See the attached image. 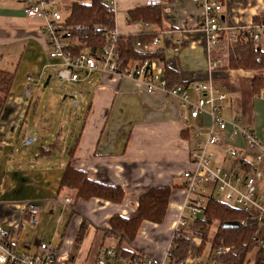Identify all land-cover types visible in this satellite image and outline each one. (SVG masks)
Segmentation results:
<instances>
[{"label":"crops","instance_id":"1","mask_svg":"<svg viewBox=\"0 0 264 264\" xmlns=\"http://www.w3.org/2000/svg\"><path fill=\"white\" fill-rule=\"evenodd\" d=\"M222 4L224 7L221 18L227 27L250 24L254 22L256 15L264 13V0H225ZM117 5L115 24L122 36L155 33L156 37L161 38V42L153 47L162 49L165 53L163 60L153 61L157 71L164 73L166 67L174 68L186 83L207 81L210 78L207 39L199 26L200 7L193 0H163L160 6L163 9L161 24L129 19V11L145 6V0H117ZM41 24L40 20L27 17L22 0L0 1V70L17 71L12 94L0 118L2 145H19L34 101L29 99L26 90L29 91L31 80L41 84L49 72L46 65L52 59L47 54V42L41 31ZM213 56H217L216 50ZM255 74L257 72L252 70L217 68L212 77L220 90L227 94L222 107L224 118L231 123L236 121L250 125L255 132L261 134L264 129V97H255L251 90ZM86 81L88 84L81 85L80 94L85 97L87 112L80 132L74 137L75 144L65 148L66 161H63L54 175L47 173L48 168L43 169V173L39 174L41 179H51V183L35 180V187L28 191L29 194L22 193L21 188L11 191L13 193L7 192L3 185L1 189L4 188V191L2 190L0 197L4 192L5 196L22 193V197L18 200H14V197L0 198V224L8 241L13 243L17 251L23 254L38 252V240L25 244L17 239L13 240L11 229L1 223L3 216L11 214L9 209H3L2 204L34 201L39 207L38 214L35 218L27 217L25 207L24 216L32 224L41 222L46 227L41 239L50 235L47 230L53 225V235L48 242L55 245L57 255L73 261L76 255L70 254V251L76 243L74 238L80 224L86 220L89 225L86 235L91 228L95 229L96 235L104 234L94 249V261L99 247L108 245L106 233L110 229L109 222L113 215L135 212L139 197L151 187L174 186L164 223L145 221L137 239L126 242L135 252H144L162 259L187 195L183 173L192 167L189 162L191 130L187 126H199L202 121L189 119L187 123L182 118L183 111L176 97H171L161 89L149 91L146 85L133 78L95 72L79 82ZM200 128L203 132L206 131L205 127ZM185 130H189V138L182 136ZM54 142L55 140L47 145ZM57 144L53 153L57 148L61 149L60 141ZM75 145L72 165L83 169L91 178L100 182L122 186L126 197L121 204L99 198L85 201L78 199L77 189L60 187V180L71 159L69 149ZM226 145L239 148L240 159L248 164L247 173L262 176L258 190L264 193V159L259 161L256 159V152L246 150L241 137L223 140L222 145L212 149L217 154L216 163L226 168H239L226 156ZM65 196L74 199L66 219L62 212ZM59 230L60 235L57 234ZM193 241L195 244H191L188 261L194 264L207 262V256H197L201 238L195 236Z\"/></svg>","mask_w":264,"mask_h":264},{"label":"built area","instance_id":"2","mask_svg":"<svg viewBox=\"0 0 264 264\" xmlns=\"http://www.w3.org/2000/svg\"><path fill=\"white\" fill-rule=\"evenodd\" d=\"M76 1L90 3L93 0H22L27 17L42 22L40 28L46 37L47 54L52 59V62L46 66L55 70L53 75L56 79L61 82H79L95 72L133 78L146 85L149 91L161 89L171 97H176L179 107L183 111L182 118L187 123L189 119L202 121L199 126L192 124L187 126V129L191 130L189 162L192 167L183 173L184 189L187 195L182 206L183 211L171 234L165 256L162 259H156L139 251L134 255H123L119 253L116 245L109 244L99 247L92 264H175L171 260L175 241L180 237L183 227L188 225V221L183 217V212L188 209L191 217L202 214L208 198L212 195L259 218L264 226V193H260L258 190V183L262 176L256 173H247L239 168H226L216 163L217 154L212 149L222 145L223 140L241 137L246 150L256 152L257 160L264 159V129L261 134H258L250 125L236 121L231 123L225 119L222 107L227 100V94L220 90L212 77L220 64V59L213 56L216 46L221 40L220 32L226 31L234 39L251 38L257 43L264 39V20L239 27H227L221 18L224 7L222 2L219 0H193L200 7L199 26L207 39L210 78L207 81L188 82V84L170 87L165 79V72L155 69L154 60H134L126 67L120 65L117 52L121 34L116 26L113 29L104 26L99 28V31L108 39L100 52L92 53L88 48L76 51L75 44L78 41L72 36L70 27L66 24L70 14L64 15V11L70 12L72 3ZM103 2L107 5L109 12L117 13V0H103ZM162 3L163 0H145L146 6L153 8L161 6ZM159 42H161V38L156 37L144 47L153 48ZM137 46L142 47L141 42H138ZM26 94L29 95L28 90H26ZM200 127H205L206 131L203 132ZM224 148L226 156L232 162L240 159L239 148L234 145H226ZM64 201L62 212L65 218L74 199L65 196ZM24 204L26 216L35 218L39 212L38 204L32 200H26ZM60 232L59 230L57 234L60 235ZM262 232L264 236V227ZM38 242V252L20 253L13 243L8 241L0 224V264H74L71 258H61L57 255L53 243L45 239H40ZM229 250L230 248L223 247L216 250L214 254L220 256ZM181 264L194 263L186 259ZM201 264L220 263L213 258Z\"/></svg>","mask_w":264,"mask_h":264},{"label":"trees","instance_id":"3","mask_svg":"<svg viewBox=\"0 0 264 264\" xmlns=\"http://www.w3.org/2000/svg\"><path fill=\"white\" fill-rule=\"evenodd\" d=\"M225 3V0H219ZM70 16L66 24L70 27L71 34L78 41L75 44L76 51L88 48L92 53H98L106 45L108 39L99 31L101 26L113 29L115 14L109 12L103 0L92 2H73L70 9ZM163 9L160 6L153 8L141 6L129 11L131 21H144L150 24H161ZM254 22L264 20V13L256 15ZM221 40L216 46V57L220 59L219 69H242L256 71L251 82V90L255 97H264V39L254 42L250 39H234L226 31H221ZM118 41V61L121 66L126 67L133 60H163L165 53L162 49L146 48L150 44L155 33H143L142 35H120ZM141 42L142 47L137 43ZM17 71L0 70V118L13 91V83ZM165 79L170 87L178 84H188L177 70L166 67ZM189 130L182 132V136L189 138ZM57 140L53 144L42 145L40 156L48 157L57 147ZM75 145L69 149L71 155L63 176L60 180V187L68 186L78 190V199L91 201L99 198L103 201H110L121 204L124 201L125 189L122 186L105 184L91 178L83 169L75 168L72 165ZM234 166L248 170V164L241 159L234 161ZM174 186L151 187L139 197L136 211L129 215L115 214L110 218V229L106 233L119 240L116 245L119 253L123 255H134L135 252L124 241H135L143 222L163 224L168 213V206L172 198ZM72 212L74 210L72 208ZM183 217L188 225L183 227L180 237L176 239L171 260L175 264H181L188 258L191 244L195 236L201 238L198 246L197 256L201 257L208 249L207 260L217 259L220 264H264V236L263 222L252 215L247 214L238 206L210 196L207 200L204 212L191 217L189 210L183 212ZM215 230L211 233V228ZM89 228L88 222L83 220L75 235V242L80 244ZM228 247L230 250L223 255L217 256L214 252L220 248ZM254 253L253 262L250 255Z\"/></svg>","mask_w":264,"mask_h":264},{"label":"rangeland","instance_id":"4","mask_svg":"<svg viewBox=\"0 0 264 264\" xmlns=\"http://www.w3.org/2000/svg\"><path fill=\"white\" fill-rule=\"evenodd\" d=\"M67 14L70 12L64 11V15ZM48 70V74L55 72L52 68H48ZM45 80L41 84H36L35 80H31L29 83V99H34V101L26 118L25 129L19 145L15 147L0 144V194L2 190L4 191V188L1 189L4 186H6L7 192L21 188L22 193L29 194L28 191L35 187L34 184L37 182L35 180L41 182L44 180L39 174H42L46 168L49 170L48 174L53 173L52 175H54L56 170H59L63 165V161H66L65 148L75 144L74 137H77L82 128L87 107L84 106L85 97L80 94V90L81 85L88 84V81L61 82L53 75L48 85L45 86ZM72 135L75 136L72 137ZM56 139L60 141L61 149L57 148L55 153L48 157L38 156L42 145L52 143ZM47 181L51 183V179ZM47 181L45 182L48 183ZM22 193L21 195L8 194L5 196L4 192L0 198L5 196L6 199L14 197V200H18L22 197ZM21 202L1 205L3 209H9L11 212L8 216L2 217L1 223L11 229L13 240L17 239L22 244L40 240L46 227L41 222L32 224L31 220L24 216L25 204ZM52 226L47 230L50 235L44 237L47 241L53 235L54 228ZM214 230L215 226L211 228L210 232L212 233ZM94 231L95 229L91 228L82 244L75 243L73 245L70 254L76 255L73 260L74 264H86V262L92 264L94 249L100 242V237L104 235H96ZM106 239L108 245L119 243V240L111 235ZM193 243L195 244V241ZM207 254L208 249L203 256L206 257ZM253 257L254 253L250 255L251 262H253Z\"/></svg>","mask_w":264,"mask_h":264},{"label":"water","instance_id":"5","mask_svg":"<svg viewBox=\"0 0 264 264\" xmlns=\"http://www.w3.org/2000/svg\"><path fill=\"white\" fill-rule=\"evenodd\" d=\"M222 19H223V18H222ZM51 76H52V74H50V75L47 77V79H46L44 85H48V83H49V81H50V79H51ZM28 142H29V141H28Z\"/></svg>","mask_w":264,"mask_h":264}]
</instances>
